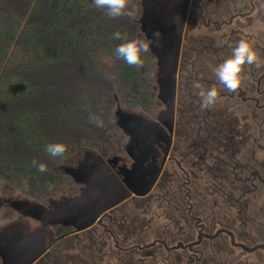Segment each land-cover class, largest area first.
I'll list each match as a JSON object with an SVG mask.
<instances>
[{
    "label": "flooded vegetation",
    "instance_id": "flooded-vegetation-1",
    "mask_svg": "<svg viewBox=\"0 0 264 264\" xmlns=\"http://www.w3.org/2000/svg\"><path fill=\"white\" fill-rule=\"evenodd\" d=\"M241 39L262 64L246 65L240 89L228 93L212 70ZM193 81L217 85L215 108L201 110ZM163 128L141 155L144 179L158 174L150 193L131 194L82 232L85 264H264V0L190 1L174 123ZM123 135L114 154L99 155L112 161L111 173L129 190L128 172L137 162ZM56 228L35 264H51ZM68 229L70 241L82 234Z\"/></svg>",
    "mask_w": 264,
    "mask_h": 264
},
{
    "label": "trees",
    "instance_id": "trees-1",
    "mask_svg": "<svg viewBox=\"0 0 264 264\" xmlns=\"http://www.w3.org/2000/svg\"><path fill=\"white\" fill-rule=\"evenodd\" d=\"M128 21L109 19L93 0H0V185L43 205L74 197L79 186L60 166L101 143L89 114L102 116L118 96L156 115L150 60L144 55L137 69L115 56L124 41L112 36L128 39ZM53 142L67 145L63 157L46 154ZM33 159L48 171H37ZM70 231L57 227L50 249L68 250Z\"/></svg>",
    "mask_w": 264,
    "mask_h": 264
},
{
    "label": "water",
    "instance_id": "water-1",
    "mask_svg": "<svg viewBox=\"0 0 264 264\" xmlns=\"http://www.w3.org/2000/svg\"><path fill=\"white\" fill-rule=\"evenodd\" d=\"M190 1L140 0L142 34L148 40L157 30L161 33L160 43L150 46V54L156 62L157 100L165 109L158 122L121 109L115 114L116 125L128 138L129 148L133 151L131 156L137 162L128 172L129 190L111 173L109 165L112 161L106 163L101 155L88 151L77 167L64 169L65 175L82 187L79 195L53 200L49 206L28 199L12 201L0 198V211L8 205L20 217L40 224L38 229L31 231H26L22 222L0 229L2 264H35L48 251L51 228L85 232L106 212L127 201L131 194L144 197L150 193L158 174L151 176L150 181L144 179L142 166L145 158L141 155L153 142V136L164 129L163 126L174 123L178 70ZM137 185L143 190L136 189Z\"/></svg>",
    "mask_w": 264,
    "mask_h": 264
},
{
    "label": "clouds",
    "instance_id": "clouds-1",
    "mask_svg": "<svg viewBox=\"0 0 264 264\" xmlns=\"http://www.w3.org/2000/svg\"><path fill=\"white\" fill-rule=\"evenodd\" d=\"M94 6L102 10L109 19L126 17L134 20L138 15V8L133 0H93ZM112 39L123 40L115 49L117 59H122L128 66L141 69L144 66L143 56L150 53L151 45L159 44L161 33L157 30L152 38L145 39H127L117 31ZM261 60L254 47L247 40L241 39L232 48L231 55L224 59L222 63L213 68V75L218 84L228 93H236L244 80L243 71L245 66L261 67ZM192 87L197 90L200 98L201 110H212L219 100V89L217 85L205 88L199 81H193ZM89 121L98 128L104 127V120L100 115L89 114ZM68 151L67 145L62 142H53L45 146V152L50 158L63 157ZM32 166L40 173L48 171V167L43 162L32 160ZM53 186L48 185L49 190Z\"/></svg>",
    "mask_w": 264,
    "mask_h": 264
},
{
    "label": "rangeland",
    "instance_id": "rangeland-1",
    "mask_svg": "<svg viewBox=\"0 0 264 264\" xmlns=\"http://www.w3.org/2000/svg\"><path fill=\"white\" fill-rule=\"evenodd\" d=\"M138 8L137 18L134 20L128 21V39H145V36L140 31L139 20L141 17V4L140 0H134ZM145 57L150 60L152 66V72L150 75V89L151 94L155 97V110L156 114L162 111L164 108L158 102V86L156 83V62L155 59L151 56L150 53L146 54ZM110 107L106 110L105 114H102L101 118L104 120V127L98 128L99 132L97 133V139L101 142L97 144V149L91 150L87 147L79 148L73 155H71L61 166L60 171L63 175L65 168L77 167L82 161L84 155L88 151H94L97 154L104 153L109 156L114 154V151L117 149V142H125L124 135L121 130L116 125L115 114L118 109H121L123 112L136 113L143 118L155 121L156 115L152 116L142 108L132 107L125 102H123L118 96L112 97L110 101ZM98 142V141H97ZM0 198L5 200H26L27 198L23 197L19 192L7 187L6 185H0ZM29 200V199H28ZM59 200V199H55ZM12 214V215H10ZM15 222H23L28 229L35 230L40 227V225L32 220H26L21 218L15 212L10 213L8 208H3L0 211V229L6 227L9 224ZM69 249L66 250L65 246L57 245L48 253L51 264H85L86 260V234H79L77 239L70 241Z\"/></svg>",
    "mask_w": 264,
    "mask_h": 264
}]
</instances>
